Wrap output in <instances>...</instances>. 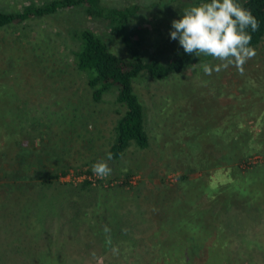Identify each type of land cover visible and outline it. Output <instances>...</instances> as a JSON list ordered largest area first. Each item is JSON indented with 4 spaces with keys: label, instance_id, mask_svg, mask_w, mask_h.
<instances>
[{
    "label": "trees",
    "instance_id": "16d2710c",
    "mask_svg": "<svg viewBox=\"0 0 264 264\" xmlns=\"http://www.w3.org/2000/svg\"><path fill=\"white\" fill-rule=\"evenodd\" d=\"M239 2L259 21L257 31L248 29L252 36L250 46L254 47L264 38V0ZM71 10L81 11L103 24L127 52L123 55L113 50L91 27L73 30L78 40L77 49L72 52L73 63L79 71H87L92 103L104 100V92L117 88L115 103L122 111L115 121L114 138L106 153L111 152V160L118 161L131 147L145 150L150 138L144 126V107L134 91L135 78L145 72L152 79H166L171 72H179L190 64L196 55L186 54L180 47L178 55L166 59L156 55L145 57L138 46L142 34L138 31L139 38H134L137 34L132 20L140 10L136 3L123 6L109 5L103 0L30 3L17 11L0 10V30ZM11 111L13 118L7 120L0 110V264H65L61 257L72 251H79L90 264L99 261L102 264H264V231L255 232L257 221H253L258 213L251 210L262 209L259 206L264 204V169L255 180L243 172L229 184L207 185L204 205L190 199L192 205L181 209V199H189L186 193L180 199L162 196L172 194V189L165 191L161 186L157 193L143 194L138 184L129 181L131 172L125 174L121 183L108 187L100 179L93 181L95 159L86 168L81 164L68 172L69 164L61 160L60 153L64 150L59 144L62 143L51 141L47 130H43L48 124L38 123L41 117L21 110ZM241 113L236 121L238 131L235 134L230 131V143L233 138L251 140L248 137L263 141L264 110ZM26 139L36 142L24 144ZM237 147L232 144V150H228V147L212 146L218 153L212 164L227 166L234 173L238 163L244 162ZM201 165L203 170L207 169V164ZM69 173L70 179H61ZM117 177L111 174V182ZM178 180L185 182L188 175L181 173ZM242 186H246L248 194L240 201ZM250 187L254 190L249 191ZM247 221H251L253 229L247 228ZM105 226L110 232L105 233ZM221 234L232 236L234 247L230 252ZM113 248L118 249V255L113 254Z\"/></svg>",
    "mask_w": 264,
    "mask_h": 264
},
{
    "label": "rangeland",
    "instance_id": "374dc122",
    "mask_svg": "<svg viewBox=\"0 0 264 264\" xmlns=\"http://www.w3.org/2000/svg\"><path fill=\"white\" fill-rule=\"evenodd\" d=\"M44 1L0 0V10L17 11L27 4ZM103 1L115 6L140 5L132 25L137 34L134 38H139L138 31L142 34L138 46L145 57L156 55L166 59L179 54L178 40L170 38L172 21L181 18L183 10L194 5L192 0ZM81 27H91L113 50L126 55L118 38L103 24L78 10L27 20L0 30V110L7 120L13 118L11 110L41 117L38 123L48 124L43 130H47L49 139L65 144L59 146L64 150L60 153L61 160L69 164L68 172L81 164L86 168L93 159L96 162L107 160L106 152L114 138L113 127L122 111L115 103L116 87L104 92V100L92 103L87 71H79L73 63L72 52L78 46L73 30ZM253 48L256 55L244 65L242 75L234 67L205 75L202 64L218 63L207 56H195L181 71L171 72L162 80L141 72L133 85L144 107L149 147L140 151L131 147L118 161H107L111 174L118 176L114 183L110 176L100 179L94 175L91 179H100L103 186L108 187L121 183L125 174L131 172L129 181L138 184L143 194L157 193L161 186L165 191L172 189V194L162 196L180 199L186 193L189 199H181L179 203L181 209H188L191 200L206 203L207 185L229 184L243 172L256 178L264 169V148H261L264 140L233 138L230 143V131L234 134L238 131L236 121L242 116L241 112L264 110V38ZM35 142L23 141L29 145ZM232 144L238 146L244 161L238 163L234 173L227 166L213 165L218 153L211 148L232 150ZM202 163L207 164V169L203 170ZM181 173L188 175L187 181L179 182ZM70 177L69 173L61 179L66 181ZM141 181L143 184L139 183ZM175 186L178 189H174ZM246 189V186L239 187L240 201L245 200L242 196L248 194ZM252 190L250 187L249 191ZM138 198L143 199L135 196ZM132 205L133 202L130 207ZM259 207L262 209H251L258 213L253 221H257L255 232L264 231V204ZM250 222L247 221V228L253 229ZM221 235L230 252L234 247L232 236ZM233 255L231 252L230 256ZM61 259L65 264H90L79 251L68 252Z\"/></svg>",
    "mask_w": 264,
    "mask_h": 264
},
{
    "label": "clouds",
    "instance_id": "9594fccd",
    "mask_svg": "<svg viewBox=\"0 0 264 264\" xmlns=\"http://www.w3.org/2000/svg\"><path fill=\"white\" fill-rule=\"evenodd\" d=\"M258 28L259 21L239 0H200L183 10L181 18L172 21L170 38L178 40L186 54L218 61L214 65H201L205 75L211 76L229 67L242 75L244 65L256 55V50L250 46L252 36L248 29L255 32ZM112 158L109 152L107 160L94 163L93 174L100 179L110 176L112 169L107 161ZM104 231L108 233L110 229L105 226ZM113 253H118V249L113 248Z\"/></svg>",
    "mask_w": 264,
    "mask_h": 264
}]
</instances>
